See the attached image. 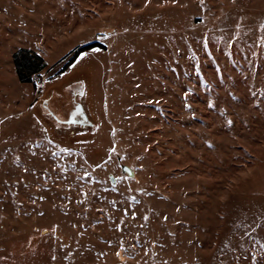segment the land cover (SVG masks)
Masks as SVG:
<instances>
[{"label":"rangeland","instance_id":"1","mask_svg":"<svg viewBox=\"0 0 264 264\" xmlns=\"http://www.w3.org/2000/svg\"><path fill=\"white\" fill-rule=\"evenodd\" d=\"M205 3L0 0V264H264V0Z\"/></svg>","mask_w":264,"mask_h":264},{"label":"trees","instance_id":"2","mask_svg":"<svg viewBox=\"0 0 264 264\" xmlns=\"http://www.w3.org/2000/svg\"><path fill=\"white\" fill-rule=\"evenodd\" d=\"M95 47H98V44L93 43L78 49L73 59H75L80 53ZM14 62L18 78L22 83L33 82V77L38 76L46 68L45 62L40 56L27 50L19 51V53L14 56Z\"/></svg>","mask_w":264,"mask_h":264},{"label":"snow or ice","instance_id":"3","mask_svg":"<svg viewBox=\"0 0 264 264\" xmlns=\"http://www.w3.org/2000/svg\"><path fill=\"white\" fill-rule=\"evenodd\" d=\"M199 5H200V6H203V7H208V8H210V5L206 4V3H205V0H199ZM262 27H264V25H262ZM101 38H103V37H101ZM262 40H264V38H262ZM204 43H205V46H206V45H207V38H204ZM95 51H99V49H95ZM85 55H86V54H85ZM196 71H197V72L200 71L199 67L196 68ZM188 91L190 92V91H192V89L189 88ZM261 94L264 95V92H262ZM184 95H185V97H187V96H188V92H185ZM209 104H210V105L212 104V101H211V100L209 101ZM188 107H191V105H188ZM77 112H79V109H77ZM76 122H77V120H76V113H75V112L72 113V118H71V119H68V120H65V121H64L65 124H73V123H76ZM228 123H232V122H231V121H228ZM60 151H63V152H70L71 150H70L69 147H64V148L60 149ZM112 152H116V149L113 148V149H112ZM111 159H112V157H109V158H108L109 162L111 161ZM97 167H100V165H97ZM141 167H142V166H141ZM24 171L27 172L28 169L25 168ZM84 175H85V176H89L90 174H89L87 171H85V172H84ZM139 190H140V191H143L142 188L139 189ZM84 195H85V197H87V193H85ZM41 199H43V197H41ZM132 199H135V197H132ZM82 202H83V201H81V203H82ZM125 211H127V209H126ZM147 219H148V217H147V216H144V220H147ZM164 219H167V217L165 216ZM121 247H124L123 242H121ZM261 252L264 253V249H261ZM100 255H104V253H100ZM117 255H119V253H117ZM56 259H57V258H56L55 256L52 257V260H56ZM255 259H256V254H252V256H251V260H255ZM249 264H250V261H249Z\"/></svg>","mask_w":264,"mask_h":264},{"label":"crops","instance_id":"4","mask_svg":"<svg viewBox=\"0 0 264 264\" xmlns=\"http://www.w3.org/2000/svg\"><path fill=\"white\" fill-rule=\"evenodd\" d=\"M5 50H6V49H5L4 46H2V47L0 46V64H2V65L6 63L5 60H4V58H5L4 56H6V54H5L4 56H1V54H4V53H5V52H4ZM11 64H12V69L14 70V72H15V74H16L17 80H18L19 84H21L20 87H23L22 85H26V86H28L29 84H27V83H22V82L19 80V78H18V74H17V71H16V68H15L14 61H12ZM26 91H27V90H26ZM33 96H34V95H32L31 92H28V91H27V94H25V97L28 98V99L30 98V100H31V98H33Z\"/></svg>","mask_w":264,"mask_h":264},{"label":"water","instance_id":"5","mask_svg":"<svg viewBox=\"0 0 264 264\" xmlns=\"http://www.w3.org/2000/svg\"><path fill=\"white\" fill-rule=\"evenodd\" d=\"M126 172H128L130 175H133V173L131 172V170L128 167H124L123 168ZM112 181L114 182V179H112Z\"/></svg>","mask_w":264,"mask_h":264}]
</instances>
